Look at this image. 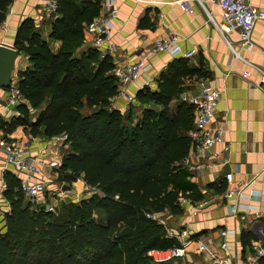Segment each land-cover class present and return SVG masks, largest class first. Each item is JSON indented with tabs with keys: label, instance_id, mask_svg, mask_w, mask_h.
Segmentation results:
<instances>
[{
	"label": "trees",
	"instance_id": "16d2710c",
	"mask_svg": "<svg viewBox=\"0 0 264 264\" xmlns=\"http://www.w3.org/2000/svg\"><path fill=\"white\" fill-rule=\"evenodd\" d=\"M10 3L0 0V23ZM57 3L48 40L31 19L17 28L14 48L28 62L15 79L23 103L10 121L0 117V130L19 127L45 140L65 136L68 151L56 181L70 188L80 179L94 193L46 212L25 197L18 177L4 172L9 210L0 220V264H173L154 263L147 253L180 246L159 217L181 216L180 198L201 200L184 165L194 110L179 99L185 81L205 78L206 70L201 61L194 67L186 58L171 60L155 88L136 92L122 113L111 107L118 96L111 58L84 47L100 0ZM53 41L60 42L55 52ZM253 240L241 232L243 247Z\"/></svg>",
	"mask_w": 264,
	"mask_h": 264
},
{
	"label": "crops",
	"instance_id": "0c3cea01",
	"mask_svg": "<svg viewBox=\"0 0 264 264\" xmlns=\"http://www.w3.org/2000/svg\"><path fill=\"white\" fill-rule=\"evenodd\" d=\"M42 1L11 0L6 18L0 23V45L14 48L17 28L25 19H31L36 26L41 27L43 37L48 40L49 23L56 17V12L51 17L46 15L42 10ZM80 1L83 0H77ZM178 1L180 0H113L118 8L117 19L112 21L108 41L98 50L101 55L111 58L115 71L137 62L153 42L163 35L178 36L181 52L195 49L196 53L189 58L190 64L197 67L201 61L207 75L205 78L193 77L185 81L186 90L183 93H193L199 82L219 91L220 100L215 108L212 125L223 123L225 131L222 140L204 151L201 157L191 154L192 147L186 156L188 159L184 165L190 172V181L201 194V200L189 201L195 205L203 204L196 210L195 216L189 217L187 207H183L181 216H171L167 212L161 215L166 218L169 233L175 239L180 236L188 243L184 258L173 264H211L205 253L198 252L197 245L198 242H205L212 249L218 250L221 241L219 233L222 230H229L232 234L224 238L228 247L221 255L229 256L230 264H245L253 245L264 248V84L252 68L254 65L263 66L261 52H264V21L256 22L251 35L255 48L248 51L239 46L237 31L222 38L197 4H191L193 13L188 14L180 9ZM204 1L207 12L215 23L220 24V10L211 0ZM251 5L264 11V0H251ZM103 13V0H100L98 16ZM227 42L236 51L238 58L232 57ZM88 46L93 47V37L84 29V47ZM59 47L60 42H50L53 52ZM173 59L175 58L166 53L153 56L150 68L129 84L126 92L134 96L144 87L154 89L155 80ZM26 67L27 58L23 53L17 52L10 81L15 80L17 73ZM244 72H249V76L243 77ZM6 97V88H1L0 117L8 122L17 112L15 108L6 111ZM173 104L174 101L171 106ZM111 107L122 113L129 108L125 98L121 96H116L111 101ZM11 137L16 142L29 139L30 153L36 154L42 150L40 160L45 163L52 160L50 151L54 150L50 145L46 146L52 143V139L26 136L19 127L13 132L0 130V220L3 213L9 210L2 198L4 172L22 178L20 172L6 163L3 143ZM224 146L228 147L227 151L223 150ZM67 151V146L61 149V160ZM46 171L45 174L40 171L41 178L47 181L48 190L54 192L57 190L52 183V178L56 179L51 176L54 171ZM226 174H232L229 184L225 180ZM213 184L216 186L210 187ZM219 184L224 186V191L217 190ZM72 185L69 190L66 189L67 186H63V189L68 194L76 195L82 189L83 182L78 180ZM242 186L246 187L239 194L224 197L227 190ZM233 205L238 206L236 214L231 212ZM243 231L251 232L256 237L247 247H243L240 242ZM178 243L181 245V241Z\"/></svg>",
	"mask_w": 264,
	"mask_h": 264
},
{
	"label": "built area",
	"instance_id": "2783aa9c",
	"mask_svg": "<svg viewBox=\"0 0 264 264\" xmlns=\"http://www.w3.org/2000/svg\"><path fill=\"white\" fill-rule=\"evenodd\" d=\"M212 3L220 10L222 15V22L217 24L214 22L210 14L205 8L204 0H180L177 5L181 10L188 14L193 13L192 3H195L207 16V21L215 28L222 38L233 31L239 34L238 44L245 50H253L254 43L251 40L252 31L257 21H264V11L257 9L251 5V0H211ZM57 0H43L42 10L49 17L55 15L57 10ZM104 13L97 16L93 21L86 26L85 32L93 37V47L101 48L108 41L109 33L112 27V21L117 19L118 8L115 6L113 0H103ZM179 38L175 34L163 35L153 42L152 46L144 53V55L135 63L125 67L117 68L114 75L117 80L118 96L124 97L127 103L134 100V96L129 95L126 89L129 84L139 78V76L150 68V59L159 53H166L172 58H191L195 53V49L188 52H181L178 46ZM231 51L232 57L238 58V54L233 49L231 44L227 42ZM263 59V66H252L253 70L259 74L261 82L264 84V52H261ZM249 72H244L243 77H248ZM264 92V91H263ZM181 102L193 107L194 126L188 133L191 139V146L193 152L197 157H201L204 151L209 150L214 144L222 140L224 134V124H213L215 117V108L220 100V92L211 88L210 86L199 82L196 90L193 93H183L180 96ZM23 103L22 96L16 85V80H11L6 97V111L16 108ZM29 139L16 142L13 138L3 143V150L6 155V163L22 174L20 179L21 191L25 197L35 204L41 206L46 212H53L57 202V197L61 198L65 192L59 191V194L54 195L52 191L48 190L47 181L41 178L42 174L47 173L46 170L55 171L61 166V149L65 146V136L55 137L51 144L46 146L54 148L50 153L52 160L45 163L40 160V150L36 154H31L29 151ZM224 151L228 150L224 146ZM187 157L184 162H187ZM264 173V169L262 170ZM225 180L229 184L232 181V174H226ZM5 188V185H2ZM246 186L233 188L224 192V197L229 198L234 194H239ZM57 196V197H56ZM58 201L61 202V199ZM55 204V205H54ZM180 206L188 208L189 217L196 214V210L203 204H193L185 198L179 199ZM238 206H231L232 214H236ZM232 234L229 230H222L219 233L221 241L218 250L212 249L205 242H198L197 249L200 253H205L209 258L211 264H230L229 256H222L221 253L227 251V243L225 237ZM177 241H181L178 247L169 248L166 250H150L147 255L154 263H168L183 259L185 256V249L188 243L184 242L180 236L176 237ZM245 264H264V248L253 245L250 255L247 257Z\"/></svg>",
	"mask_w": 264,
	"mask_h": 264
},
{
	"label": "water",
	"instance_id": "95a60500",
	"mask_svg": "<svg viewBox=\"0 0 264 264\" xmlns=\"http://www.w3.org/2000/svg\"><path fill=\"white\" fill-rule=\"evenodd\" d=\"M16 56L17 51L14 48L0 45V89L7 88L10 84V76ZM96 111L97 108L94 112ZM66 189L69 190V187Z\"/></svg>",
	"mask_w": 264,
	"mask_h": 264
},
{
	"label": "rangeland",
	"instance_id": "374dc122",
	"mask_svg": "<svg viewBox=\"0 0 264 264\" xmlns=\"http://www.w3.org/2000/svg\"><path fill=\"white\" fill-rule=\"evenodd\" d=\"M8 89H9V86L6 88V90H8ZM131 103H133V101H132ZM131 103H127L128 106H129ZM52 139H53V138H52ZM52 141H53V140H52ZM49 176H50V175H49ZM49 176H48V178H49ZM51 176H52V177H53V176L56 177L55 173H54L53 175H51ZM79 180H80V179H79ZM77 181H78V180H77ZM80 181H82V180H80ZM82 182H83V181H82ZM52 183H54L55 186H56V188H57V190H55V191L53 192L54 195L59 194L60 189H61V191L64 190V189H63V186H64V185L58 183V182L56 181L55 178H52ZM73 184H74V183H73ZM71 186L73 187V185H71ZM64 191H65V190H64ZM93 193H94V191H93L92 189H90L89 187H87V186L84 184V182H83V187H82V189H81L80 191H78V193H77L76 195H74V193H73L72 195H71V194H68V192L65 191V192H62V193H61V195L63 194V196H61V198H59V197L56 196V197H57V202H58V203H56V205L54 204V205H55V208H54L53 212H55V211H56V208H58V207L60 206V204H61V203L58 201V198L61 199L62 202H66V204H68V203H70L71 201L78 202L80 199L87 198V197H89L90 195H92ZM95 216H96V218H97L98 220L101 219V215L96 214ZM159 218L165 222V219H166V218H165L163 215H160ZM171 263H173V262H171Z\"/></svg>",
	"mask_w": 264,
	"mask_h": 264
}]
</instances>
